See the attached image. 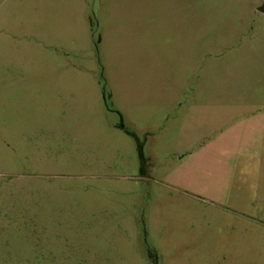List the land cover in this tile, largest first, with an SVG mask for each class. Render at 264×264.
Here are the masks:
<instances>
[{
	"label": "rangeland",
	"instance_id": "1",
	"mask_svg": "<svg viewBox=\"0 0 264 264\" xmlns=\"http://www.w3.org/2000/svg\"><path fill=\"white\" fill-rule=\"evenodd\" d=\"M250 105L264 0H0V264H264V158H190Z\"/></svg>",
	"mask_w": 264,
	"mask_h": 264
},
{
	"label": "crops",
	"instance_id": "2",
	"mask_svg": "<svg viewBox=\"0 0 264 264\" xmlns=\"http://www.w3.org/2000/svg\"><path fill=\"white\" fill-rule=\"evenodd\" d=\"M245 108V122H239L235 128H227L224 133L220 125L213 124L207 129L206 135L200 138L199 144L202 145L197 156L190 157L204 158L200 167L213 177H217L216 170L220 171L221 158H264V114L261 113L264 107L250 105ZM235 119L236 117H230L229 122ZM211 206L218 212L231 213L226 201L212 202Z\"/></svg>",
	"mask_w": 264,
	"mask_h": 264
},
{
	"label": "trees",
	"instance_id": "3",
	"mask_svg": "<svg viewBox=\"0 0 264 264\" xmlns=\"http://www.w3.org/2000/svg\"><path fill=\"white\" fill-rule=\"evenodd\" d=\"M149 256L151 260L153 261V264H157V255L154 251L149 250Z\"/></svg>",
	"mask_w": 264,
	"mask_h": 264
}]
</instances>
